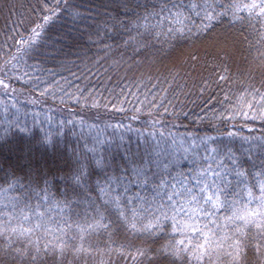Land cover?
Listing matches in <instances>:
<instances>
[{"label":"snow or ice","instance_id":"6c2138e0","mask_svg":"<svg viewBox=\"0 0 264 264\" xmlns=\"http://www.w3.org/2000/svg\"><path fill=\"white\" fill-rule=\"evenodd\" d=\"M10 14L0 32L11 69L0 71V148L14 159L0 177V264H264V143L245 168L231 148L221 159L208 147L213 137L182 135L174 123L192 116L230 138L239 130H225L241 120L264 125V72L257 85L234 58L252 54L264 67V0H32ZM91 75L108 80L107 95ZM21 80L40 90L28 95L37 108L50 97L145 120L134 128L96 117L88 124L95 135L82 127L75 143H62L76 119L43 136L8 119L21 111L13 87ZM193 89L207 99L217 89L223 99L200 112L173 103Z\"/></svg>","mask_w":264,"mask_h":264},{"label":"trees","instance_id":"16d2710c","mask_svg":"<svg viewBox=\"0 0 264 264\" xmlns=\"http://www.w3.org/2000/svg\"><path fill=\"white\" fill-rule=\"evenodd\" d=\"M97 0H82V3L84 5H87L89 3H95ZM32 3V0H0V32H7V25L9 20L12 18L10 14V9L13 5H30ZM26 17L30 19L31 17L28 16L27 13H25ZM27 23V19L25 21ZM61 24L64 27H67L69 25L68 21H62ZM59 27V25H58ZM52 35H55V31H53ZM190 43V42H186ZM96 49L93 48L92 51L89 53V56L95 55ZM101 55H103L101 53ZM237 61V63H240L242 65L243 71L252 74V79L254 82L259 83L261 79L262 72H264V67H262L258 61H256L253 58L252 54H248L247 60L244 59L243 54H237L234 57ZM75 59V57H73ZM7 60V57L4 56L3 53H0V71L4 69H9V72L11 73L10 65L5 63L4 61ZM79 64V61L76 62ZM106 59L101 60V64H105ZM107 65H105L106 67ZM82 67V66H81ZM198 70L204 72L205 75L208 73H211L212 68L210 65H198ZM72 71L77 73V76L80 75V72L77 70V68H73ZM129 73H131L132 69L128 70ZM235 71V69H233ZM124 70L122 69L120 73L116 74L113 73V81L117 78L118 75L123 76ZM109 73H105L104 75L107 76ZM67 75V74H65ZM69 79H72L69 77ZM82 81V78H81ZM80 82V81H77ZM93 86H95L96 90L99 92H104L105 95L107 93L104 91V88L102 87V84H108V80L104 79L102 76L100 78L97 77V75H91L90 81ZM221 85H224V82H220ZM240 83L238 81H234L233 84L229 85L233 89L231 93H229L230 96H235L236 89L240 88ZM13 87L17 89V103L21 106V111L18 113L9 114L8 119L10 120H16L18 119L21 124L27 123V125L30 128H34L35 131L43 136L45 132H51L52 134H56V127L57 122L64 120V119H76L77 125L76 129L72 132H69L67 136L61 137L62 143L67 142L68 144H73L77 141L78 136L77 133L81 131V128L83 127V131L86 136L91 138L93 135H95V130L93 132H89L88 130V124L90 122H93V118L98 117L99 120H109V117L114 118L113 120H110L109 122L111 124H115L117 122H124V123H133L129 118L133 115L131 111L127 112H120L119 110H113L111 106H109L107 109L104 107H101L99 109L95 108H89L84 106L83 104L77 105L75 101H71L69 103H60V101L57 99L55 102L51 100L50 97H43L42 98V107L37 108L34 107L28 100V95L32 94L37 97L41 95V92L39 89H37L34 93L31 92L30 88H26L24 85V82L21 80L19 82H14ZM23 93V95H21ZM209 96V93H205L203 96L196 93L195 89H193V94L185 98L183 95H178V100H174L173 103H183L185 105L184 111L185 112H200L201 108H210L213 105L216 104L218 100H222L223 96L221 92L217 89H213V92L211 94V99H207ZM132 103H135V101L130 97L129 98ZM207 99V103H205V100ZM105 101L101 100V104H103ZM251 102V101H250ZM256 102H259V97L256 98ZM127 108H131V104L126 105ZM79 112L81 113L86 119L83 126L80 125L79 119L75 116V113ZM69 113H73L71 117L68 116ZM50 118V119H49ZM35 120V124L33 121ZM145 120L144 114H141L140 122L133 123L134 128L141 127V122ZM193 117L189 116L185 119H180L174 121V123L177 125V130L180 134H185L187 132H195L200 137L204 136H211L214 138L213 141H208V147L211 148L212 146H216L219 149L218 155L221 159H224L228 148H231L233 152L236 154L237 157H239L241 160L244 161V167L248 168L250 164L252 163V159H250V156L259 157L261 155V150L259 148V145L261 143H264V141L260 140L261 135H264V125H261L260 121H255L251 127L244 128L243 127V120H241L235 128L229 127L225 130L226 132H233L237 133L236 135H233L231 138L228 137L226 134L221 135L220 132L214 131V128L216 127L215 124L209 125L207 121H205L204 124H200L198 121L193 124L192 123ZM41 121L44 123L41 124ZM4 123V114L2 109H0V125ZM71 127V125H69ZM100 128L103 129V125H100ZM66 131V130H62ZM112 131V128H108V133L110 134ZM119 132V130H117ZM131 136L133 140H135V133H131ZM249 137V140L242 139L243 137ZM81 143H83V140H81ZM199 143V141H197ZM182 147H187V145H183ZM248 149H251V153L247 151ZM205 151L204 147L202 146L200 148V153L202 154ZM8 159H14L13 157L9 156V152L7 148H0V177H3L4 170L6 169L7 165L5 163ZM225 164L230 165V162L225 159ZM183 167L187 168L189 165L184 164ZM231 178V177H230ZM3 181L0 179V184H2Z\"/></svg>","mask_w":264,"mask_h":264}]
</instances>
